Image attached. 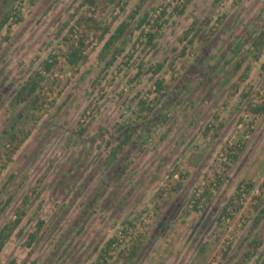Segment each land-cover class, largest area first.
I'll return each mask as SVG.
<instances>
[{"label":"rangeland","instance_id":"374dc122","mask_svg":"<svg viewBox=\"0 0 264 264\" xmlns=\"http://www.w3.org/2000/svg\"><path fill=\"white\" fill-rule=\"evenodd\" d=\"M140 1L100 0L92 6L85 0H0V21L5 13L12 16L0 31V232L16 219L18 209L26 210L0 253V264H246L245 245L256 235L264 237V222L254 226L257 207L264 202L261 165L257 162L256 174L244 169L247 178L235 189L229 180L264 124V112L254 110L264 105V50L257 58L251 52L264 30V0H146L139 16L127 20ZM164 10L155 48L143 50L139 21L146 12L152 17ZM222 15L226 18L220 22ZM83 17L96 25L88 27ZM124 21L129 22L125 35L103 51ZM193 25L189 36L198 35L189 45L183 38ZM99 27L110 31L104 37ZM74 30L79 41L85 40L86 61L66 71L61 67L58 78H48L33 116L29 102L13 107L19 89L43 61L58 57V67L76 45ZM115 54L117 60L108 66ZM164 62L158 75L149 71ZM209 75L215 95L207 98L203 79ZM162 78L170 87L163 92L167 97L158 99L155 83ZM141 101L155 112L140 114ZM212 108H217L213 114L220 113L218 120L206 119ZM160 112L169 115L163 126L155 120ZM230 113L236 124L227 133L224 118ZM125 124H133V139L123 152H114ZM224 131L225 141L214 150L209 137L218 139ZM13 133L19 135L14 144ZM20 141L10 161L9 151ZM182 146L190 156L186 161L177 158ZM209 149L214 150L209 169L197 175L192 165L210 155ZM221 155L227 158L222 170ZM212 181L217 183L213 191ZM243 181L262 190L245 212L239 192ZM203 183L214 195L211 201L195 197ZM232 200L235 234L228 245L224 217L229 208L223 209ZM164 218L170 222L167 230L158 228ZM39 221L45 224L37 232ZM36 232L38 240L29 247ZM111 240L116 245L105 251Z\"/></svg>","mask_w":264,"mask_h":264},{"label":"trees","instance_id":"16d2710c","mask_svg":"<svg viewBox=\"0 0 264 264\" xmlns=\"http://www.w3.org/2000/svg\"><path fill=\"white\" fill-rule=\"evenodd\" d=\"M100 1V0H85V2L88 5H96V3ZM116 0H108V2L110 4H113ZM216 1H220V0H216ZM146 0H141L140 4H138L135 8V10H133V12L131 13L129 19L127 20H134L136 19L139 14L141 13V10L145 4ZM188 2H190V0H188ZM186 4H184L183 6H185ZM177 8V7H176ZM184 8V7H183ZM183 8L180 11V14L183 13ZM123 11H125V7H123ZM157 9H153V12H156ZM167 10H164V12H161L157 17H151V13L150 12H146L144 14V16L141 18V20L138 23V28L142 29L141 30V36L140 38H142V41H140L141 43L139 45L143 46V50H147L148 52H150L151 48H155L156 46V42L158 40L159 34H160V30L161 28H163V24L161 22H165V16H166ZM12 16L9 13H5V15L3 16V19L0 21V31L4 28L5 25H7L10 20H11ZM153 18V20H152ZM160 18V21H159ZM224 18H226V15H222L220 22H222V20H224ZM23 18L20 17L18 19V22L22 21ZM83 20H85V17H83ZM85 22L87 23L88 27H92V24L94 23V25H96V21L94 22V20L92 18H88L87 20H85ZM145 25H149V29L146 30L145 28L143 29V27ZM129 28V22L128 21H124L122 22L118 28L116 29L115 33L113 35H111V37L108 39V41L105 43L104 46V50L103 51H110L113 47H115L116 43L125 35L126 31ZM196 25H193L192 28L186 33L185 37L183 38L184 40H188V44L189 45H193L195 42V38L198 35V31L192 36L190 37L189 34L195 30ZM99 30H103V36L105 37L109 31L110 28H100ZM214 33V31H212V34ZM211 34V35H212ZM211 36L207 37V41L210 39ZM86 47V43L84 39H81L78 43V45H73L70 48L69 53L66 55L67 56V60H68V64L70 66H75L77 64H79L82 60L86 61L87 57L84 55V49ZM241 47V45L239 46V48L237 50H239ZM253 51L254 55L257 57H259L262 53V51L264 50V30L261 31L258 36L255 38L254 42H253ZM186 50L187 48L184 49V51H182L181 53V57L186 56ZM121 51H117V54H120ZM117 54H115L112 58L111 61L108 62V66H111L115 63V61L117 60ZM52 60V61H50ZM58 63V57L55 56H51V58H49V60H45L41 63V69L35 70L32 72L31 76L29 77V79L26 81V83L19 89L17 95L14 98L15 104H12V106H19L21 104H24L26 102H29V105H31V116H33V111H38L41 108L42 105V98L40 96V92H43V89L45 87V83L48 80L47 76L52 73L55 70V67L57 66ZM166 63H158L156 65H152L149 68V71L154 75H158L159 73H161L163 71V69L165 68ZM175 66V63H174ZM196 66V64H195ZM241 67V65H239L237 67V69ZM140 68L142 69V65L140 66ZM173 69V67H171ZM264 69V67H263ZM142 72V70H141ZM211 76H206L204 80V85H205V90H207L206 92V97L208 98L210 95H215L214 91H213V82H211ZM246 78V77H245ZM203 82V81H202ZM56 83V82H55ZM54 83V84H55ZM228 83V80L226 81L225 84H222L221 87L226 86ZM156 92L158 94V99L161 98H166L167 94L163 93V92H167L168 88L170 86L166 85V80L164 78L162 79H157L156 80ZM203 84V83H202ZM182 88H187L185 86H183ZM234 94V92H233ZM245 95V94H244ZM248 94H246L245 96H247ZM208 100L206 98H204V101ZM52 106L55 104V102L51 103ZM139 109H140V114H143L144 112H148V115H152L155 112V108L154 107H150L146 104L145 101H141L140 105H139ZM213 110V108L211 109ZM257 112H264V105L257 107L254 109ZM30 116V115H29ZM216 120H218L219 118V114L215 113L213 116ZM142 119V118H141ZM155 120H157V123H160L162 126L165 125L168 120H169V115L168 113H164V112H160ZM214 126V124H210L207 125L206 127V131L204 133L205 137H207L208 133L210 132V127ZM120 133H121V137H120V144L115 148L114 152H123L124 148L132 141L135 130L133 127V124H125L123 126L120 127L119 129ZM86 129H82L81 130V134H85ZM6 138V137H5ZM4 138V139H5ZM19 138L18 134H11V138H10V142H12L13 144L15 142H17ZM1 141V140H0ZM3 142V140H2ZM22 141H20L17 146H15L13 149H11L9 151V160H12L13 155L16 153L17 149L20 148ZM110 144V143H109ZM6 144H4L5 146ZM8 152V151H6ZM127 167H123L122 170V175H124V173L126 172ZM177 169L175 168L171 174L170 177H173L175 171ZM187 175L185 174L184 177H186ZM242 184H245L243 186H245L246 188L248 187V189H251L254 185L252 182L250 181H243ZM181 185L179 184L178 187L174 188V192L178 191V188ZM243 186L241 185L239 187V192L241 190H243ZM165 193V192H164ZM239 195V194H238ZM237 195V196H238ZM213 194L211 191H206L203 194L204 198H207L208 201H211L213 198ZM202 197V198H203ZM30 199V196H26V201L24 203V205L28 204V200ZM201 199V198H200ZM11 202V199H9L6 202V205L9 204ZM199 202V201H198ZM234 203V200L231 201V203L225 208L223 209V212H225L226 210H228V208L230 206H232V204ZM257 216L254 219V226L257 227L261 222H264V202L262 205H259V207H257ZM16 219H14L13 221L8 222L1 230L0 232V253L1 251L4 249V247L6 246L7 242L10 240V238L12 237V235L14 234V232L16 231V229L20 226L24 215H26V210L25 209H18V211L16 212ZM44 222L43 221H39L37 224V232H40L44 226ZM37 232L36 234H32L30 235V241L28 242V246L31 247L33 242H36L37 239ZM264 242V237L261 235H256V237L253 239V241L250 243L251 247L255 246V251L254 252H250L247 253L246 256L247 258L251 259L256 251L262 246ZM115 244V241H110L107 245V247L105 248V251L112 249V246ZM137 256V247L134 248L131 251L130 254V258L129 261H133L135 259V257ZM10 264H17L15 261H12Z\"/></svg>","mask_w":264,"mask_h":264},{"label":"crops","instance_id":"0c3cea01","mask_svg":"<svg viewBox=\"0 0 264 264\" xmlns=\"http://www.w3.org/2000/svg\"><path fill=\"white\" fill-rule=\"evenodd\" d=\"M220 108V107H219ZM218 108V109H219ZM217 108H214L213 109V111L212 112H209L208 113V115H207V120L209 119H211V121H215L216 119L213 117L214 116V114H213V112H214V110H216ZM211 111V110H210ZM218 114H220V113H218ZM231 114V113H230ZM234 113L233 114H231V116H230V118L228 119V118H224V123H226V125L224 126V128L223 129H225V130H227V129H229V131H227V133L228 132H230L231 130V128H232V126L234 125V124H236V119L234 118ZM225 120H226V122H225ZM224 133H226L225 131L224 132H221L220 134V136H219V138L218 139H215L214 140V138H210L209 137V142L210 143H212V144H214V150H216V149H218V148H220L221 147V145L223 144V142L225 141V139H226V135L224 134ZM195 141H199V137H198V135H197V137H196V140ZM194 143V142H193ZM184 144H185V146H186V144H188V142H184ZM183 144V145H184ZM190 145V144H189ZM178 147V146H177ZM182 148H183V146H182ZM184 149V148H183ZM181 150L182 151V153L180 152V155L177 157L179 160H182V161H186L187 159H189L190 158V156H188L187 155V152H186V150L184 149V150ZM208 149V148H207ZM213 149V148H212ZM210 150V152L208 153V154H210V155H206V157L204 156L203 157V159H201V158H199V159H197V156H196V159H197V161L199 162L198 164H195V165H192V168L193 169H196L197 170V173L196 172H194V173H196L197 175H198V173L200 174V175H202V174H204V172L205 171H207L208 169H209V166H210V164H211V160H213V159H211V158H213L211 155H213V153H214V150L212 151L211 149H209ZM244 154H246L245 156H246V158L244 159V160H242V156L244 155ZM208 156H210L211 158H210V161H209V157ZM239 160H241V161H239V162H242L240 165L238 164V163H236V165H234V175H233V177L232 178H230L229 180H230V182L232 183V189H235L236 187H237V185H238V183H239V181L240 180H242L243 178H247V176L244 174V169H249L250 170V173L251 174H256L257 173V171L255 172L254 171V168H255V166L257 165V162H258V164L259 165H261L260 167H259V169H261V171L260 172H262L263 173V176H264V124H263V126L261 127V129L258 131V133L256 134V138H255V140H254V142L252 143V144H249L248 145V147H246L245 148V150L242 152V154H241V157H240V159ZM192 169V170H193ZM237 172H236V171ZM194 173H193V175H194ZM193 175L191 174L190 175V177H193ZM250 175V174H249ZM195 177V176H194ZM196 177H199V176H196ZM173 212V211H172ZM171 212V213H172ZM174 213V212H173ZM172 213V214H173ZM172 214L170 215V217L172 216ZM177 217V215H175L174 216V218H176ZM172 218V217H171ZM173 218V219H174ZM171 220V219H170ZM166 221V219L164 218L163 219V221L160 223V226L158 227V228H162L163 230L165 229V230H167L169 227H170V222L169 223H167V222H165ZM171 221H173V220H171ZM159 230V229H158ZM250 233H251V235H249L250 237H249V240L251 241V239L254 237V233H252V231H249ZM161 237V236H160ZM253 241V240H252ZM251 241V242H252ZM240 248H238V249H243V248H245V247H249L248 248V253H250V252H254L255 251V246L254 247H251L250 245H245V247L243 246V245H240L239 246ZM258 256V257H257ZM257 257V258H256ZM262 257V258H261ZM263 258H264V245H262L257 251H256V253H255V255L249 260H245L246 261V264H252V263H249L248 261H253V264H261V262H262V260H263ZM160 262L161 263H164V260L163 259H161L160 260Z\"/></svg>","mask_w":264,"mask_h":264},{"label":"built area","instance_id":"2783aa9c","mask_svg":"<svg viewBox=\"0 0 264 264\" xmlns=\"http://www.w3.org/2000/svg\"><path fill=\"white\" fill-rule=\"evenodd\" d=\"M153 17H157V15H154ZM72 34V39L75 41V44L77 45L79 43V35L78 32L76 30L73 31ZM68 53H66L67 55ZM58 64V63H57ZM64 68L63 70L66 71L68 69V67H70V65L68 64V60H67V56H65L63 58V61H60L58 67H55L56 70H54L52 73H50L47 78H49V80L58 78L60 75V70L59 68ZM62 70V71H63ZM61 71V72H62ZM51 78V79H50ZM54 81V80H53ZM52 82V81H51ZM51 85L54 84L53 82L50 83ZM45 88V87H44ZM47 90V88L44 90L43 92H45ZM234 140V139H233ZM232 145V144H231ZM223 156V157H222ZM227 158L224 157V155H221V157L218 159L219 163H218V168L221 169L223 167V164ZM226 163V162H225ZM222 170V169H221ZM178 174V173H177ZM175 177H178L177 175H175ZM217 186V183L215 182H211L210 183V187H212V191L214 190V187ZM207 187L206 184L203 183L202 186L198 187V189L195 191V197L199 198V196H203V194L206 192ZM262 195V190L260 188V186H253L251 189H248V187L246 188L245 186H243V190H242V203H243V208L241 209L242 212H245V209H247V206L249 204H254L258 198H260ZM230 208L229 211H227V213L225 214L226 216L224 217V220L226 222V224H228V233L226 235V243L229 245L231 243V241L234 239V234H235V228H234V213L230 212ZM242 222H245V219H242ZM243 223H239V226H242ZM116 245V243L113 245V247ZM215 264V263H214Z\"/></svg>","mask_w":264,"mask_h":264}]
</instances>
